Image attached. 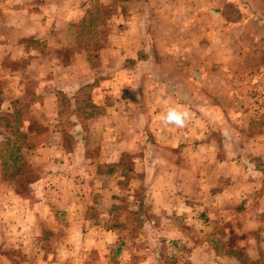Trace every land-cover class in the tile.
<instances>
[{"label": "crops", "instance_id": "obj_1", "mask_svg": "<svg viewBox=\"0 0 264 264\" xmlns=\"http://www.w3.org/2000/svg\"><path fill=\"white\" fill-rule=\"evenodd\" d=\"M91 1L0 0V108L11 113V101L23 98L32 86L34 100L22 116L41 118L47 133L31 158L39 173L27 190L0 180V264H163L153 254H130L123 239L116 253L117 232L106 229L112 224L109 214L130 202L132 191L116 188V178L97 173V166L113 165L120 154L136 149L142 152L136 162L145 180L141 207L150 216L145 227L155 230L157 244L172 241L191 248L185 257L174 258L176 264H195L194 257L198 264H239L230 252L243 244L229 245L217 230L230 229L237 220L241 228H264V72L248 78L257 82L258 94L247 111L240 99L228 110L225 96L197 86L185 98L177 85L187 78L181 69L194 70L187 84H205L199 75L203 70L220 74L239 66L238 54L262 49L264 0L240 7L239 0H140V11L129 16L133 23L124 27L125 43L103 51L107 56L96 76L81 53L69 60L59 56L72 47L73 28L84 20ZM227 4L237 6L235 23L222 17L221 6ZM145 6H155L154 18L167 27L160 29L158 23L155 35L167 41L148 44L152 11ZM201 20L218 26L203 25L194 42L192 26L199 27ZM134 23L140 31L135 32ZM122 52L132 61L116 67ZM149 52L153 59L143 56ZM249 67L264 70V61ZM85 85L92 86L91 105L99 112L59 107L60 99L73 102V93ZM170 107L188 113L183 127L162 122ZM255 125L259 129L247 137ZM194 226L204 233L196 243Z\"/></svg>", "mask_w": 264, "mask_h": 264}, {"label": "rangeland", "instance_id": "obj_2", "mask_svg": "<svg viewBox=\"0 0 264 264\" xmlns=\"http://www.w3.org/2000/svg\"><path fill=\"white\" fill-rule=\"evenodd\" d=\"M104 1V2H103ZM139 1L140 0H93L89 4V7L85 11V16L84 20L79 23L78 26H75L73 29L75 30L74 33V38L72 41V47L70 49H62L61 52L59 53V56L61 55L62 59H67L69 60L70 58L73 59V55L75 53L82 54L83 52H90V57L89 62L85 60L91 67V69H94L95 71V76L100 73L101 70L97 68L100 64L101 61L104 60L107 56L105 51L108 49V46L111 44H115L116 47L123 46V44L126 41V38L124 36L125 32V26L131 25L133 21L129 18L130 14H135V12L140 11V6H139ZM240 4L238 5L243 6L247 4L248 0H239ZM138 2V3H137ZM147 10H151L152 13L149 11V20H148V27H147V32L152 33L151 38H148V44H156L157 41L163 40L167 41L168 38H158L155 35L156 30H160L162 27L167 28L166 26H163L161 22L157 19L154 18V8L155 6H145ZM180 8H184V6H179ZM222 8V17L225 18V21L228 22H234L237 15V6L233 4H227L224 6H221ZM215 12H219L218 9H214ZM134 20V19H132ZM158 23L161 24L158 28ZM211 23V24H210ZM235 23V22H234ZM200 26L195 27L192 26V32H194V36H196L194 42H197V38L202 36V29L207 28V26L210 25L211 28H217V23L212 20V22H204L202 23V20L200 21ZM135 32L140 31L141 26L139 24H133ZM204 25V26H203ZM176 26V25H175ZM230 27V26H229ZM249 28V26H248ZM178 31L183 32L185 29V21H182L178 23L177 25ZM112 30L114 31L115 36L112 37L113 33ZM120 32V34H119ZM230 36L228 37V39ZM81 39V40H80ZM158 39V40H156ZM233 40V38L231 39ZM230 40V41H231ZM261 39L259 41V44L262 49L258 50V52H255L253 54H245L244 57L238 54V59H239V66L236 68H231L226 71H222L219 74L218 70H211V72H208V70H203L201 72L200 77L205 76V84L203 82H200L199 84H194V83H188L187 84V79L188 81L192 80V78H195L194 70H190L187 68L181 69V75H186V79H182L178 83L177 90L179 91V94L185 98H187L189 95L194 94L193 87L197 86L202 89V91H206V93H212V94H221L225 96L228 99L227 102V109H234L232 107H235L236 101V107L238 106V102L240 104L239 99L241 100L242 106L244 110H248L249 108H253V105H255L257 102L253 100L255 96L258 94V87L255 86L257 85V82L254 83V85L251 83V81L248 79L251 75H257L260 71L261 73L264 72L263 69L260 70H254L251 67H249V64H253V62L257 60H262L264 61V42ZM245 45H250L247 41L244 42ZM39 50L42 52L43 55L47 56L49 54V51L47 52L45 49H40ZM118 50V49H117ZM51 53V52H50ZM104 53V54H103ZM103 54V55H101ZM100 55V57H99ZM124 52L117 53L116 58L114 63L116 64V67H119L120 65H123L125 62L127 63L126 66L130 65V62L132 61L131 59L125 60L124 59ZM138 56L140 54H137ZM142 55V54H141ZM154 52L152 53H143V56L150 57V59H153L154 57ZM187 53L183 56H186ZM221 55V54H220ZM230 55V54H228ZM233 55V53L231 54ZM44 56V57H45ZM127 56V54H126ZM196 58H198V55H195ZM260 57V59H259ZM202 58V57H201ZM84 59V58H83ZM241 62V63H240ZM206 72V73H204ZM183 73V74H182ZM225 77L227 79H225ZM194 80V79H193ZM192 80V81H193ZM222 81V82H221ZM227 81V82H226ZM263 82L261 81V84ZM141 86H144L141 85ZM216 92V93H215ZM205 93V94H206ZM117 94H120V92H117ZM32 95V86H27L25 88V94L23 95V98L17 99L15 101H11L9 110H11V113H8L6 109H1L0 108V124H2L3 118L8 125H16L22 128L23 132L25 133V145L28 147L27 150L24 151L23 153V168L22 171V179L16 183L10 182L8 183L10 186L15 188L17 191H21V188L19 185L17 186L16 184L20 183L21 187L23 188H28V185L32 182H30L29 179H33L34 177L38 176L39 171L37 168L31 163V158L34 155L35 147L42 143L45 140V131L46 128L44 127V123L42 122L41 118H29V117H23L22 114H26L27 109L29 107L30 101L34 100V97ZM92 86L91 85H85L82 88H80L77 92L75 91L73 93V98L74 101L69 103L68 99L63 98L60 99L59 104L61 109L66 108V110L69 109H74V108H83V113H97L99 112V109L96 107H93L91 105L92 101ZM201 95V94H199ZM231 95H237L238 99L232 100ZM122 97V95H121ZM242 97V99L240 98ZM150 98V97H149ZM155 100L153 99V102ZM203 101L196 100L194 103L197 106H201ZM105 103V102H104ZM193 103V104H194ZM252 104V105H251ZM101 108V107H100ZM25 116V115H24ZM251 119V117H249ZM64 121H68V119H64ZM253 129L249 130L248 132H245L246 136L250 137L251 133L255 130L259 129L258 125L252 126ZM151 132V131H149ZM63 135H65V132H62ZM47 135V133H46ZM212 134H209V137ZM65 137L63 136V139ZM91 138V135H90ZM67 140V139H66ZM91 143L93 142V139H87ZM146 143V142H144ZM141 144V143H138ZM134 156L135 161V167L134 171L132 172V179L130 180L129 184L128 182L126 183L125 186H119L115 185L116 188L121 189V190H137L140 188H144V183L145 180H142V175L139 173L140 168L139 164L136 162V159L141 158L142 152H138V149H136L135 152L128 153ZM130 159L129 156H126L127 162L124 163V165L128 164V160ZM116 180V179H115ZM144 182V183H143ZM123 205H120L119 209H122ZM155 216V215H152ZM139 221V224L137 226V223H133L132 227H126V231L121 233V238L123 240H126L127 242V247L125 246V250L129 251L130 254H133L137 258H142L144 255L148 254H153L157 259H161L163 264H171L170 262L172 260L176 261L174 258H179V257H185L187 253L190 252V247H185L184 245H176L175 243L173 244L172 241H169L168 244L166 245H161L158 240V244L154 238H159L158 235L155 233L154 229L151 228H146L145 222L147 221V218L149 220L150 216L145 214V210L142 207L140 215L137 216ZM120 221H123L124 215L120 214L119 216ZM227 221V219H226ZM204 224V222H202ZM241 224L239 220L236 221V223H231L230 229H219L217 230L218 233L225 234L224 237H228V240L226 241L227 243L229 242V245L232 243L238 242L240 245V251H239V260L245 259L247 257V254L250 255L251 257L255 256L258 251L264 252V249L258 244L261 242V239H264L262 236V231L264 233V228L262 230H249L245 229L246 227L241 228ZM244 224V223H243ZM144 226V228H142ZM137 227H139L137 229ZM194 229V238H195V243L198 242L199 237L203 238L204 233L203 229L198 228L197 226L193 227ZM260 231V233H259ZM202 233V235H201ZM141 234L139 237V240L136 241L138 238L137 235ZM218 235V234H217ZM220 238L217 236V239ZM226 242H224L226 244ZM156 243V244H155ZM256 244V245H255ZM114 249H112L113 251ZM237 256V257H238ZM12 257V256H10ZM261 257V256H260ZM165 260L163 261V259ZM262 260L261 258H259ZM13 260V259H12ZM180 260V259H178ZM195 264H198V261L196 258H192ZM15 263L16 261L13 260ZM183 262V261H182ZM161 264V262H159ZM224 264L219 261H214L212 262L211 260H205L203 261V264ZM157 264V262H156ZM244 264H250V262L246 261Z\"/></svg>", "mask_w": 264, "mask_h": 264}, {"label": "trees", "instance_id": "obj_3", "mask_svg": "<svg viewBox=\"0 0 264 264\" xmlns=\"http://www.w3.org/2000/svg\"><path fill=\"white\" fill-rule=\"evenodd\" d=\"M81 40V39H80ZM84 59L89 62L91 59L90 52H83ZM3 120V121H2ZM1 121L3 122L0 124V180L5 183L19 182L22 179L23 172V153L25 150L28 149L26 147L25 141V133L23 132L22 128L19 126L8 125V123L2 118ZM126 156H129L130 159L128 160V164L124 165L126 160ZM135 158L131 154L123 153L120 154L117 162L113 165H98L97 166V173H107L116 178L115 185L125 186L126 183L130 182L133 175L132 172L134 171V164ZM37 177L33 179H29L30 182L35 181ZM21 188V191H26V188L21 187L20 183L16 184ZM144 190L145 187L131 190L132 193H129V201L131 203L135 202L137 205L136 207H132L130 202L124 203L122 209H118L116 211H112L109 214V217L112 220V224L110 227L106 228L110 231H116L118 235V241L115 243V251L116 253L119 252L121 247L124 245L122 242L121 233L126 231V227H132L133 223L139 224L137 216L140 215L142 207L141 201L144 198ZM130 191V190H129ZM123 205V204H121ZM131 206V208H130ZM121 208V207H120ZM120 214L124 215L123 221H120L119 216ZM97 222L99 219L96 216ZM139 227H137L138 229ZM239 251L240 248H236L235 250H231V255H233L239 264H244L246 261L250 262V264H264V252L258 251L255 256L251 257L247 254L245 259L239 260ZM238 256V257H237ZM261 256V257H260ZM261 258L262 260H260ZM171 264H176L174 260L170 262ZM187 264V263H185Z\"/></svg>", "mask_w": 264, "mask_h": 264}, {"label": "clouds", "instance_id": "obj_4", "mask_svg": "<svg viewBox=\"0 0 264 264\" xmlns=\"http://www.w3.org/2000/svg\"><path fill=\"white\" fill-rule=\"evenodd\" d=\"M187 116L188 113L186 111H178L177 109L170 107L161 119L165 125L183 127Z\"/></svg>", "mask_w": 264, "mask_h": 264}]
</instances>
